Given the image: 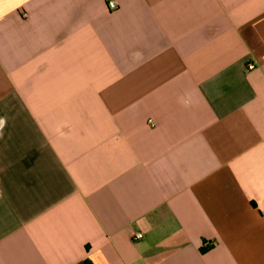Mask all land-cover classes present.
<instances>
[{"label": "crops", "instance_id": "1", "mask_svg": "<svg viewBox=\"0 0 264 264\" xmlns=\"http://www.w3.org/2000/svg\"><path fill=\"white\" fill-rule=\"evenodd\" d=\"M108 1L0 0V264H264V0Z\"/></svg>", "mask_w": 264, "mask_h": 264}, {"label": "built area", "instance_id": "2", "mask_svg": "<svg viewBox=\"0 0 264 264\" xmlns=\"http://www.w3.org/2000/svg\"><path fill=\"white\" fill-rule=\"evenodd\" d=\"M108 7H109L110 9H115V8H116V3H115V1H113V0L108 1ZM253 68H254V65H253V64H249V65H248V69H253ZM134 238H136V239L141 238V234H136ZM204 246H205V247H208V246H209V243H207V242L204 243Z\"/></svg>", "mask_w": 264, "mask_h": 264}]
</instances>
